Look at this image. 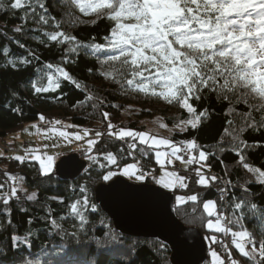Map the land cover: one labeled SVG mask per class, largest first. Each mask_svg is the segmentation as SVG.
Returning <instances> with one entry per match:
<instances>
[{"label":"trees","instance_id":"trees-1","mask_svg":"<svg viewBox=\"0 0 264 264\" xmlns=\"http://www.w3.org/2000/svg\"><path fill=\"white\" fill-rule=\"evenodd\" d=\"M3 3L7 5L10 0H3ZM46 6L49 8L48 15L55 17L61 27L54 29L51 25L44 26L43 31H63L75 36L77 41L85 45L105 44L104 37L109 34L113 24L106 16L97 18L95 13L84 15L71 4V0H46ZM69 13L78 19L73 22ZM23 16V10L9 11L7 7L0 10V141H7L10 134L43 116L48 122L67 121L78 128L90 129L94 138H97V131L103 133V136L97 138L100 143L93 148V153L97 154V159L105 162L106 159L98 155L97 150L111 151L117 155V163L102 168L101 165L90 163L85 157V151L74 153L88 163L75 179L62 181L54 170L51 174L42 176L35 161L26 159L21 164L14 159V155L0 156V185H3L0 188V264H22V260L31 261L32 264H92L97 259L100 264H171L170 250L161 241L132 238L115 231L111 221L96 204L94 189L97 184L104 182L102 174L109 169L119 170L122 165L136 159L141 160L142 172L152 170L154 165L151 150H148L149 158H141L137 151L134 153L136 159H131L127 155V144L107 135L109 122L115 126L113 131H118L124 126L125 109H138L136 117L126 125L135 129L141 128L137 126L139 118L160 117L162 123L168 127H184L180 124L181 120L194 117L175 103L168 104L161 99L132 92L124 94L110 77L105 78L101 74V63L104 60L102 51L96 55H86L83 50L79 55L67 51V42L57 44L48 41L41 35V31L37 30V25L32 19L29 18L25 23L21 20ZM70 23L72 26H69ZM22 24L24 33H16L14 29ZM93 37L95 41L92 40ZM41 40H44L47 46L41 43ZM17 41L25 47L20 48ZM29 52L35 55L29 56ZM19 58H25L30 63L19 64ZM9 59L16 61V67L8 63ZM47 64L64 68L80 87L77 88L72 81L61 78L59 88L35 94L31 81L40 80L38 70L45 69ZM89 69L92 71L89 72ZM45 80L46 76L40 80V84H45ZM88 95H92L93 99L86 100ZM191 103L197 108V112L208 109L207 117L201 118L198 130H192L188 126L186 131L174 133L172 140L179 143L181 140L195 139L198 146L209 153L203 163L210 168L205 167L204 173H210L218 179L214 183L210 182V187L205 188L199 186L197 179L190 175L187 176L186 188L169 191L173 197L197 194L199 198L198 204L191 201L178 205L174 203L175 215L184 226L197 229L204 238L205 233L211 232L205 229L208 216L203 210V202L216 201L219 211H222L225 202L232 228L246 229L259 241L260 232L264 231V221H260L261 226H257L258 218L264 214L260 211L264 209V185L257 183L255 176L237 163L238 156L230 150L229 132L232 126L227 123L234 120L239 125L241 118L236 113L248 112L249 109L244 103L233 100L230 104L218 99L214 94L205 95L200 101L193 99ZM93 104L97 107L93 108ZM104 112L109 113L108 119H104ZM253 117L258 121L260 113L253 111ZM94 130L96 131L93 132ZM241 139L252 145L245 150L247 162L264 170V128H246ZM121 147L124 148L123 153L119 151ZM140 147L145 146L137 144V149ZM220 147H224L225 151L221 152ZM196 166L197 162L191 164L187 174L193 172ZM9 174L12 177L24 178L22 187L25 191L18 190L16 197L11 196V189L17 184L9 178ZM247 179H251L252 183L246 184ZM225 181L231 183L226 184ZM143 183L153 185L149 178ZM242 184L249 189L247 194L240 187ZM81 186L86 187V193L80 192ZM221 188L226 190L224 202L220 199ZM33 192L37 194L38 199L27 201L26 195ZM85 194L90 204L96 206V211L89 209L84 213L88 223L81 227L78 218L70 213L69 205ZM52 197L63 198L64 202L60 203ZM4 198L9 199L8 204L3 203ZM245 198L258 205L255 216L248 208H244L243 213L234 211L233 201L238 202ZM241 214L244 219L237 224V217ZM52 219L56 220L58 227L52 226ZM12 236L20 239L28 236L29 240L16 249L12 247ZM214 246L218 251H223L222 240H217ZM231 252L240 264H250L236 250L232 249ZM208 262L207 247V259L204 264Z\"/></svg>","mask_w":264,"mask_h":264},{"label":"snow or ice","instance_id":"snow-or-ice-1","mask_svg":"<svg viewBox=\"0 0 264 264\" xmlns=\"http://www.w3.org/2000/svg\"><path fill=\"white\" fill-rule=\"evenodd\" d=\"M71 4L79 9L84 15L95 13L97 18L106 16L113 22L110 26L109 34L104 37L105 44L89 43L81 44L77 38L63 31H43L44 26L51 25L54 29H60L61 23L55 20V17L48 15L49 8L46 6V0H10L5 5L0 0V10L7 7V10H23V22L29 18L37 25V30L48 41L57 44L68 43L67 51L79 55L83 50L86 55H96L99 52L104 53V60L101 63V74L105 78H111L112 82L118 85L119 89L127 94L129 92L143 94L145 97H155L168 104H178L179 107L186 109L194 118L181 120L180 131L184 132L188 126L192 130H198L202 117H207L208 109L197 112V108L191 103L195 99L200 101L205 95L214 94L218 99L228 101L233 100L237 103H244L249 111L236 115L239 116L240 123L236 124L234 120L227 123L232 126L230 135V150L238 156V164H241L247 172L255 176L256 182L264 185V170L255 167L247 162L245 150L252 147L246 141L241 139V135L246 128H264V0H71ZM30 9V11H28ZM39 9V10H38ZM106 10V11H105ZM72 16L71 13L68 14ZM78 18L72 16L73 22ZM95 23V21H92ZM69 26H72L70 23ZM16 33H24L23 24L14 29ZM95 41V37L92 38ZM47 46L44 40L40 41ZM20 48L25 45L17 41ZM29 52V56H34ZM38 59V57L36 58ZM9 64L16 67V61L8 60ZM30 61L25 58H19V64L27 65ZM54 70L57 74L54 76ZM92 69H89L91 72ZM40 80L47 77V86L40 84V80L31 81L35 94L48 92L59 88V77L72 81L79 88V83L72 80L71 75L64 68L47 64L45 69L38 70ZM86 100H92L93 96L88 95ZM84 103V101H78ZM103 103V101H100ZM97 106L93 104V108ZM115 107V105H113ZM253 111L260 113V119L257 121L253 117ZM109 113L104 112V119H108ZM44 119L43 116L40 117ZM59 124L60 121H54ZM67 127H78L67 125ZM115 126L108 123L109 137L124 141L129 151L127 155L133 157L134 153L139 152L141 158H149L148 150H151L155 156L156 163L162 165V159L175 157L182 163L192 164L194 162L205 161L208 158L207 153L202 147L198 146L195 139L181 140L179 147L169 139L149 136L146 132H137L131 129H119L113 131ZM179 127V125H178ZM51 131V130H50ZM89 130H84L83 136L78 133H67L59 131L61 137L74 136L76 140H81L88 136ZM96 137L104 134L97 131ZM130 138V139H125ZM100 143L99 139L87 141L85 157L92 163L97 162V154L93 153V148ZM137 144L144 145L137 149ZM169 148L170 151H161V147ZM199 153L198 160L193 151ZM121 153L124 148L119 149ZM186 151L188 153L187 161L178 153ZM220 151H225L220 147ZM109 165L117 163V155L111 151L99 152ZM14 159L21 164L28 159L16 156ZM31 159L40 161L41 175L47 176L51 173L54 158L52 156L41 157L32 155ZM171 159L168 163L171 164ZM141 160L136 159L135 163L127 164L120 172L109 170L102 174L104 182H109L114 176L135 175L136 180H143L141 171ZM106 167V165H101ZM210 168V166L205 165ZM137 172L141 174L137 175ZM165 177L174 179H158L156 183L164 189L174 190L175 185L179 183L180 187L186 188L184 183L186 177L179 176L176 172H164ZM198 177L196 183L205 188L210 187V182L214 183L218 177H205L200 169H196ZM10 179L17 181V186L11 189V196L16 197L17 191H25L22 187L23 177H12ZM230 184V181H225ZM246 184L252 183L251 179L245 180ZM3 185H0L2 188ZM111 187V185H109ZM245 194L249 189L240 185ZM220 199L223 200L226 190L221 188ZM81 193H86L84 186L80 187ZM38 199L35 192L26 195V200L31 202ZM63 203V198L52 197ZM177 201L185 203L191 201L194 204L199 203L197 194L186 197L178 196ZM4 204L9 203L8 198L3 199ZM234 211L243 213L244 208L255 216L258 205L249 202L247 198L238 202L233 201ZM203 210L208 217H212L216 208V201L206 200L203 202ZM91 209L96 211V206L90 204L88 196L85 194L80 199L75 200L69 205V211L78 218L81 227L88 223L84 213ZM22 211L24 209H21ZM264 213V209H260ZM63 219V217L61 218ZM222 214H217L215 225L208 220L205 227L208 230L216 232L231 233L232 244L239 252L240 256L246 258L250 264H264V231L260 232V239L257 241L249 231L242 229L232 231L230 228L221 226ZM244 219L243 214L237 217V224ZM260 221H264V214L258 218V227ZM232 223L231 220L228 221ZM31 223V220H29ZM52 226L58 227L56 220L52 219ZM208 237H206L207 239ZM211 242H216V237L212 236ZM28 236L22 240L16 236L11 237L12 247L18 249L21 244L27 243ZM248 245L251 246L250 250ZM259 245V247H257ZM210 255L214 264H224L216 251ZM258 257V258H257ZM231 264H237L232 259L231 253L228 255ZM22 264H32L31 261L22 260ZM92 264H100L99 259Z\"/></svg>","mask_w":264,"mask_h":264},{"label":"water","instance_id":"water-1","mask_svg":"<svg viewBox=\"0 0 264 264\" xmlns=\"http://www.w3.org/2000/svg\"><path fill=\"white\" fill-rule=\"evenodd\" d=\"M85 165V161L73 153L62 157L54 172L60 180L70 181ZM94 200L118 233L132 238L157 239L167 245L171 264L205 263V240L197 229L184 226L176 217L171 192L117 176L96 185Z\"/></svg>","mask_w":264,"mask_h":264},{"label":"rangeland","instance_id":"rangeland-1","mask_svg":"<svg viewBox=\"0 0 264 264\" xmlns=\"http://www.w3.org/2000/svg\"><path fill=\"white\" fill-rule=\"evenodd\" d=\"M48 71L52 72V74L54 76L57 75L54 72V70H48ZM61 78H63V77L62 76L59 77V79H61ZM47 83L48 82H47V77H46L45 84H42V85L47 86ZM52 90H54V89H52ZM137 113H138L137 108L128 107L127 109H125V111L123 113V118H124V124L123 125L124 126L121 127L120 129L123 128V129L135 130L137 132H141V131L146 132V133H148L149 136H156L157 138L169 139L170 141H172L177 146L184 147L183 145H180L179 143L172 140V135L174 133L181 132L180 127H182V126H180V127H168L162 123L160 117H156L153 119L139 118L137 126L141 127L140 129L126 127V125H128L129 122H132L133 118L136 117L135 115ZM60 122L61 123L56 124V123H54V121L48 122V121H45L44 119L41 120L39 118L37 121L32 122V123H28V124L24 125L22 128H20L19 130H17L16 132H13L12 134H10L8 136V140L6 142L10 143V144H14L13 146L16 150L15 154H13L14 157H16V156L24 157L27 155L28 160L37 162L39 167H40V161L31 159L32 155H39L41 157L52 156L54 158V163H53V167H52V171H51V173H52L53 170L55 169L56 163L62 157L67 156L69 154L85 151L87 149V141L91 140V139H97V138H94L92 130H90V129L78 128V127H67V125H72V124L67 122V121H60ZM84 130H89L90 134L88 136H84V138L81 140H76L74 138V136L61 137L58 135L59 131H64L67 133H74V134L78 133L81 136H83ZM95 131L96 130H94L93 132H95ZM159 150L165 151V152L170 151L169 148H165L163 146ZM182 153L184 155L188 156V153L186 151H182ZM192 154L195 155L197 157V160H198L199 153L196 151L195 153L193 152ZM5 155L11 156V154H6L4 151L0 150V156H5ZM168 159H171V161H172L171 164L168 163ZM184 160L187 161L186 159H184ZM88 161H86V162L88 163ZM89 162L92 163L91 161H89ZM135 162L136 161H130V162L122 165V167L119 170H113V169H109V170L120 172L125 165L132 164ZM153 162H154V165L152 166V170H150V171L148 170V171L143 172V176H144L143 180H139V181L136 180L135 175H133L131 177L125 176L122 174L117 175V176L125 178L128 181L136 183V184H141V183L143 184L145 179L149 178L151 180V182H153V185H155L156 187H159L163 190H166V191H171V190L164 189L163 187H161L159 184L156 183V180L161 179V178H164L166 180L167 179H174V178L165 177L163 175L164 172H173L174 171L179 176L186 177L187 179H188L187 176H190V175L194 176L196 179H198V177L196 175V169L199 168L200 172L205 177H207L204 174L205 164L203 163V161H199L197 163V166L193 168L194 171L190 172L188 174H187V171L190 168L191 164L182 163L180 160L176 159L175 157H168V158L162 159L161 163L163 165V168L161 167V164L156 163V159H155L154 154H153ZM95 164H97L99 166L100 165H106V167L110 166L109 162L107 160H105V162H104L103 160L97 159V162ZM153 168H156L157 170L155 171ZM139 174H141V173L137 172V175H139ZM117 176H114V177H117ZM187 179H185V181H184L185 184H187ZM14 182L17 184L16 180ZM175 188H182V187H180L179 183H177L175 185ZM29 194H31V193H29ZM178 196H180V195H176L174 197V203L176 205L184 202V201H177ZM225 210H226L225 203H224V208L222 209V211H219L217 209V204H216V208L214 210L213 216L208 217L207 221L211 220L213 222V224L215 225L217 214H222V217H224L223 211H225ZM226 217H227V221H229L230 219L227 216V214H226ZM207 221H206V223H207ZM221 226L224 228L226 227L225 220H223V219H221ZM228 226L230 229H232V231H240V229H238V228H232L231 223H229V222H228ZM205 229H206V231L211 232V233H205L204 234V240H205L206 245L208 247V256H209V262L206 264H214L213 258L210 255V253L212 251L217 252V254L220 256V258L224 261V264H231V261L228 258L229 253H231L232 259L236 260L237 264H240V261L235 259L232 252H231L232 248H230V247L233 246V244H232L233 237L231 236L230 238H228V241L226 243L227 239H225V235H224V239H222V236L219 235V234H222V232H216L214 230H208L206 227H205ZM229 234H231V233H229ZM212 236L216 237V242H217V240L222 239L223 248L225 251H226V248L228 249V251H229L228 254H225L223 251L220 252L216 249V247L214 246L216 242L212 243L211 239H210ZM206 237H208V238L206 239ZM247 247L250 250L251 246L248 245ZM233 248H234V250H236L234 246H233Z\"/></svg>","mask_w":264,"mask_h":264},{"label":"built area","instance_id":"built-area-1","mask_svg":"<svg viewBox=\"0 0 264 264\" xmlns=\"http://www.w3.org/2000/svg\"><path fill=\"white\" fill-rule=\"evenodd\" d=\"M0 150L4 151L6 154H11V155L15 154V152H16L13 144L7 143L6 141H0ZM178 155L182 156L186 160L188 159V156L184 155L182 152L178 153ZM130 158L132 159L133 157H130ZM204 174L206 176H209V177L212 176L210 173H204ZM225 199H226V194H225L224 199L222 201L224 202ZM223 213H224V217H222V219L225 220V223H226L225 228H229L227 217H226L227 210L223 211ZM230 237L231 236L229 233H225V239H227L226 242L228 241V238H230Z\"/></svg>","mask_w":264,"mask_h":264},{"label":"bare ground","instance_id":"bare-ground-1","mask_svg":"<svg viewBox=\"0 0 264 264\" xmlns=\"http://www.w3.org/2000/svg\"><path fill=\"white\" fill-rule=\"evenodd\" d=\"M224 235H225V232H222V234H221V236H222V239H224ZM221 239V240H222ZM206 243V242H205ZM227 243V242H226ZM223 250V252H226L225 250H224V248L222 249Z\"/></svg>","mask_w":264,"mask_h":264},{"label":"crops","instance_id":"crops-1","mask_svg":"<svg viewBox=\"0 0 264 264\" xmlns=\"http://www.w3.org/2000/svg\"><path fill=\"white\" fill-rule=\"evenodd\" d=\"M14 145V144H13Z\"/></svg>","mask_w":264,"mask_h":264}]
</instances>
